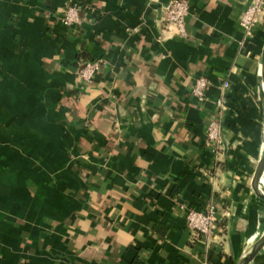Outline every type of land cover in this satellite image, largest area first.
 I'll use <instances>...</instances> for the list:
<instances>
[{
    "label": "crops",
    "instance_id": "crops-1",
    "mask_svg": "<svg viewBox=\"0 0 264 264\" xmlns=\"http://www.w3.org/2000/svg\"><path fill=\"white\" fill-rule=\"evenodd\" d=\"M188 1L180 36L163 28L169 0H0V264H238L264 233L251 185L264 14L249 37L252 0ZM99 58L84 84L81 66ZM223 96L217 149L206 127ZM179 202L215 203V232L189 228Z\"/></svg>",
    "mask_w": 264,
    "mask_h": 264
},
{
    "label": "built area",
    "instance_id": "built-area-1",
    "mask_svg": "<svg viewBox=\"0 0 264 264\" xmlns=\"http://www.w3.org/2000/svg\"><path fill=\"white\" fill-rule=\"evenodd\" d=\"M190 12V3L188 0H169L163 10L162 24L164 30L175 33L180 36L187 35L186 18ZM264 14V0H252L249 6L244 10L240 25L245 35L252 36L255 26L259 22L261 15ZM64 26H73L81 21L79 9L75 5H69L59 16ZM103 64V59H91L83 63L79 70V76L84 84L91 83L95 75L99 72ZM211 81L206 76L197 77L191 89V94L199 101L205 102L209 99L207 90ZM230 87V82L225 81L224 91ZM224 96L218 97L215 101V114L208 121L206 127V138L208 142L220 149L223 145V137L220 129V121L217 113L224 106ZM217 111V112H216ZM178 207L185 212L186 224L189 228L203 237L209 238L218 226V208L215 203L210 202L204 210H198L189 206L185 202H179Z\"/></svg>",
    "mask_w": 264,
    "mask_h": 264
},
{
    "label": "water",
    "instance_id": "water-1",
    "mask_svg": "<svg viewBox=\"0 0 264 264\" xmlns=\"http://www.w3.org/2000/svg\"><path fill=\"white\" fill-rule=\"evenodd\" d=\"M261 72L264 80V46L262 52ZM263 173H264V151L258 161L251 182L255 195L262 200H264V190L261 185ZM263 247H264V233L247 249V251L243 254L241 259L239 260L238 264H249Z\"/></svg>",
    "mask_w": 264,
    "mask_h": 264
},
{
    "label": "trees",
    "instance_id": "trees-1",
    "mask_svg": "<svg viewBox=\"0 0 264 264\" xmlns=\"http://www.w3.org/2000/svg\"><path fill=\"white\" fill-rule=\"evenodd\" d=\"M159 224L157 223V224H155V228H157L158 230H159V232L161 233V231H160V228H159ZM162 227V226H161ZM166 231H167V228H165V226H163L162 227V233H161V235H165V233H166Z\"/></svg>",
    "mask_w": 264,
    "mask_h": 264
}]
</instances>
